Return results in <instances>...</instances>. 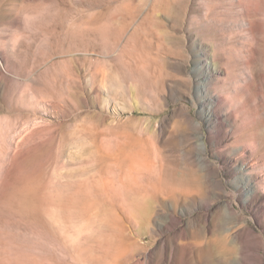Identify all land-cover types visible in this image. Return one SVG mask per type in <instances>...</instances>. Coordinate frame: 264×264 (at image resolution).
<instances>
[{
    "label": "rangeland",
    "instance_id": "374dc122",
    "mask_svg": "<svg viewBox=\"0 0 264 264\" xmlns=\"http://www.w3.org/2000/svg\"><path fill=\"white\" fill-rule=\"evenodd\" d=\"M0 264H264V0H0Z\"/></svg>",
    "mask_w": 264,
    "mask_h": 264
},
{
    "label": "bare ground",
    "instance_id": "6f19581e",
    "mask_svg": "<svg viewBox=\"0 0 264 264\" xmlns=\"http://www.w3.org/2000/svg\"><path fill=\"white\" fill-rule=\"evenodd\" d=\"M204 55H208V52L203 53Z\"/></svg>",
    "mask_w": 264,
    "mask_h": 264
},
{
    "label": "clouds",
    "instance_id": "9594fccd",
    "mask_svg": "<svg viewBox=\"0 0 264 264\" xmlns=\"http://www.w3.org/2000/svg\"><path fill=\"white\" fill-rule=\"evenodd\" d=\"M27 19V18H26Z\"/></svg>",
    "mask_w": 264,
    "mask_h": 264
}]
</instances>
